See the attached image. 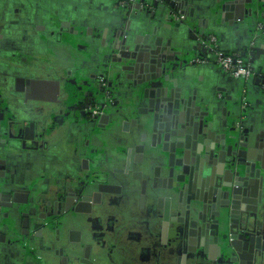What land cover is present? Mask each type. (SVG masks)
<instances>
[{
  "label": "crops",
  "instance_id": "obj_1",
  "mask_svg": "<svg viewBox=\"0 0 264 264\" xmlns=\"http://www.w3.org/2000/svg\"><path fill=\"white\" fill-rule=\"evenodd\" d=\"M152 1L154 10L141 13L136 9H118L116 0H0V31L5 34L0 67L2 106L7 104L15 132L29 123L41 125L43 132H49L44 149L25 148L22 139L6 142L0 133V194L10 198L8 203L5 196L0 198V264L61 262L53 250L47 253L43 243L39 248L40 241L30 238L36 224L44 221L38 218V210L58 202L57 194L65 195L76 188L81 193L85 187L82 196H90V191L107 183V179L109 186L113 181L125 180L119 169L130 165L149 178V187L154 169L164 165V155L152 147L153 114L145 113L149 100L144 96V87L148 83H133V72L110 60L117 35L119 41L126 40V45L140 36L148 44L158 39L162 47L168 48L170 44L171 49L176 47L173 49L176 52L189 51L186 62L170 75L171 79L178 86L190 83L198 105L213 110L219 125L224 116L222 111L235 106L250 139L252 132L256 135L264 132L262 65L254 61L259 75L251 81L233 78L215 64L213 53L207 51L210 43L204 51H192L199 42L192 39L191 31L174 27V21L168 22L164 14L171 8L161 12L157 7L163 1L172 7L174 1L186 15L193 11L194 32L214 38L218 50L240 52L250 60L249 40L255 35L257 24L264 26V0L254 2L257 11H252V15L240 12L235 18L230 12L224 24L205 15L219 0ZM200 57L207 62L189 63ZM38 75L41 80H37ZM140 75L144 78L145 74ZM97 76L112 84L114 103L105 112L108 117L105 127L96 128L80 111L77 115L49 113L45 109H41V116L36 113L39 99L55 98L59 79L67 85L65 92L76 93L74 97L90 92ZM160 82L156 80L153 84L158 86ZM24 91L28 93V102ZM241 99L247 102V110H241ZM83 100L88 101L87 97ZM226 121L231 123V118ZM132 149L141 150V164H131ZM126 176L131 179V173ZM133 181L135 190L126 192L128 197L138 200L143 196V180ZM161 191L158 193H165ZM153 194L156 193H149L154 199ZM175 206L171 210H176ZM160 214L163 212L157 211V216ZM91 215L82 216L79 227L88 229L83 220L87 217L95 220ZM100 218L106 216L101 213ZM172 226L179 227L175 222ZM67 228L79 231L76 225ZM99 246L94 248L100 250Z\"/></svg>",
  "mask_w": 264,
  "mask_h": 264
},
{
  "label": "flooded vegetation",
  "instance_id": "obj_2",
  "mask_svg": "<svg viewBox=\"0 0 264 264\" xmlns=\"http://www.w3.org/2000/svg\"><path fill=\"white\" fill-rule=\"evenodd\" d=\"M116 3L120 10L130 11L136 9L141 13L151 12L155 7L152 0H116ZM157 7L170 9L167 1L158 3ZM171 11L167 10V12ZM258 25L260 24H257L255 28ZM260 26L264 28L263 25ZM3 38H5V34L0 31L1 68L3 64L1 61L4 46ZM213 45H215V41L212 43L211 49ZM118 47L120 48V46ZM120 53L122 57L125 54L120 49L111 55L110 60L117 61L121 59ZM196 60L206 59L200 57ZM196 60H194V64H196ZM246 61L250 64L253 72L256 73L251 61ZM130 71L133 72V78H135L133 83L141 81L143 77L138 69L135 71L131 67ZM252 79H255V77L249 81ZM37 80H41V75L37 76ZM58 81L59 91L55 98L39 99L40 102L35 105L37 114L41 116V109H45L49 113H69V115L73 113L77 115V112L80 111L96 128L106 126L108 117L105 112L114 103L113 91L111 90L112 84L106 78L95 77L90 92L87 94L78 93L74 97L73 95L76 93L71 90L65 92L66 83L61 84L60 79ZM260 87L264 90L263 82H261ZM24 92L25 100L28 102V93ZM85 97L88 99L87 102H83ZM243 102L245 101L241 99L240 105ZM51 104L55 105L52 107L46 106ZM243 105L245 108L241 107V110H247V102ZM6 107L7 104L2 106L0 99V133L6 139V142L22 139L24 140L22 145L25 148H46L48 142L44 139L49 137V132H43L41 125L37 126L34 123H29L22 130L18 129L15 132L13 129L15 123L11 121V112ZM145 113H149V106ZM241 121L243 120L235 124L237 130L243 129ZM39 122L41 123V121ZM157 127L155 119L152 130V147L158 150L157 139L159 134L155 133ZM202 135L203 140L208 143L207 139L211 137L208 130H205ZM40 140L41 145L39 146L38 142L40 143ZM129 157L132 160L131 164L134 162L142 163V152L139 149H132L129 152ZM164 157V165L154 169L151 177L152 185L149 187L147 186L149 183L147 181L148 177H144L141 172L134 171L132 169L133 165H130V167L123 166L121 170L119 169V172L125 175V180L119 178L122 180L113 181L109 186L107 179V183L103 184L101 182L103 185L100 184L101 186L99 185L97 190L90 191L91 194L87 197L82 196L85 187L81 188V193L76 188L65 195L57 194L58 202L56 201L52 205L49 203V207L43 211L38 210V218L40 220L43 218L44 221L36 224L30 238L40 241L38 243L39 248L43 243L42 247L46 248L47 253L52 251L47 248H56L53 251L61 259V262L44 261L43 264H264V248H260L264 246V230L261 231L252 226L238 224L237 221L229 218L226 234L232 248H217L215 229L213 228L215 226L213 220L216 219L208 220L205 216L195 218L186 214L185 211L179 212L169 210V208L167 215L164 214L169 203L167 195L171 186V183L165 182L163 177L165 172L163 169L166 162H168L166 154H164ZM129 173H131V179L126 178ZM240 176H243V174H240ZM232 177L234 182H237L235 189L240 192V195L235 194L236 199L238 201L245 200L246 204H250L248 206H252L257 200L256 195L261 192L259 184L253 183L251 185L249 183L250 181H257L255 173L249 172V176L245 180L237 179L234 175ZM133 180H143L141 182H143L144 187L142 186V189L144 192L138 200L128 197L129 194L126 192L132 191L131 189L135 190ZM219 184L218 182L212 184L209 180L203 181L201 179L199 181L194 179L190 188L192 192L196 191L198 193L200 187L203 190L202 193L205 195V199H208L215 194H219V188L215 187ZM245 184L246 187H244ZM159 191L166 194L158 193ZM153 192L156 193L153 194L154 199L149 195ZM261 195L264 197V191ZM157 211L163 212V214L157 216ZM91 213L95 220L88 217L83 220L88 224V229L79 227L81 225L80 218ZM101 213L106 216L105 219L100 218ZM173 221L178 223L179 227H171ZM75 225L79 228V231H72L67 228V226L75 227ZM47 234H50V236H47ZM89 234H91V238ZM246 240H249L251 247L246 245ZM95 245H100V248H98L100 250L94 248ZM255 246L258 248H254Z\"/></svg>",
  "mask_w": 264,
  "mask_h": 264
},
{
  "label": "water",
  "instance_id": "obj_3",
  "mask_svg": "<svg viewBox=\"0 0 264 264\" xmlns=\"http://www.w3.org/2000/svg\"><path fill=\"white\" fill-rule=\"evenodd\" d=\"M255 1L258 0H219L205 15L211 20H218L224 24L227 17H230V12L235 14V18L240 12L252 15ZM176 5L173 1L172 7H169L172 11L164 14L165 18L168 22L174 21V27L191 31L192 39L199 42L192 51H204L206 44L212 45L211 37L204 35L203 32L199 34L194 32L191 28L196 22L193 11L186 15L177 9L178 5ZM249 5H251L250 8ZM158 9L162 12L165 8L158 7ZM256 11L255 8L254 12ZM179 15H183L184 19L178 20ZM125 43L126 40L119 41V35H117L112 50L115 53L120 49L125 52L123 57L120 53L121 59L117 60L125 70H131L132 67L135 71L138 69L140 74H145L141 81H137V84L148 83L144 87V96L149 100V113L153 114L154 120L157 121L158 127L155 132L159 134L157 148L161 155L166 154L168 158L163 177L165 182L171 183V186L168 189L170 190L167 195L169 203L164 214L167 215L168 208L171 210L176 205L175 211H185L192 217L205 216L208 220L216 219L213 220L215 224L213 228L217 248H232L226 234L229 218L237 221L238 224L264 230V197L261 195L264 191V132L257 135L252 132L250 139L244 127L242 130H237L235 124L242 120V116L239 113L236 115L235 106L228 111H222L224 116L219 125L213 110L209 111L204 106L198 105L190 83L184 82L183 85L178 86L176 80L171 79L170 75L186 62L189 51L176 52L173 50L176 47L171 49L170 44L168 48L162 47L158 39L155 43L148 44L146 38L143 39L140 36H137L132 43L129 42L127 45ZM117 44L120 48L116 46ZM249 46V57H251L253 68L261 64L264 70V32L251 36ZM207 51L211 53L214 47ZM254 61H258V65ZM189 63L194 64L191 60ZM262 79L264 84V78ZM156 80H161L158 86L153 84ZM227 118H231V123H227ZM241 123L243 124L242 121ZM205 130H208L211 135L207 139L208 143L203 140L202 134ZM249 172H254L257 179L256 182L249 183L259 184L261 190L256 195L257 200L252 206H248L250 204H246L245 200L236 199L235 194L240 195V192L235 189L237 182L235 183L232 177L234 175L237 179L245 180ZM194 179L209 180L212 184L218 182L219 186L215 185V187L221 192L219 191V194L213 195L212 198L205 199L200 187L198 193L192 192L190 187ZM246 186L245 184L244 187ZM1 196L0 194V198ZM5 197L8 203L10 198ZM245 242L248 247H251L249 240Z\"/></svg>",
  "mask_w": 264,
  "mask_h": 264
},
{
  "label": "built area",
  "instance_id": "obj_4",
  "mask_svg": "<svg viewBox=\"0 0 264 264\" xmlns=\"http://www.w3.org/2000/svg\"><path fill=\"white\" fill-rule=\"evenodd\" d=\"M178 20L184 19L183 15H179ZM264 32V28L260 25H258L255 29V35H258L259 33ZM215 40L214 38H211V42L213 43ZM214 55V62L215 64L220 67L223 71L230 74L235 79L243 80L244 82L249 81L251 78L255 77V73L253 72L250 64L243 60L242 57H240L239 54H224L223 52L216 50L214 48L213 51ZM206 60H196V64H205ZM242 101H245L242 99ZM246 102V101H245ZM242 103L241 107L245 108Z\"/></svg>",
  "mask_w": 264,
  "mask_h": 264
},
{
  "label": "trees",
  "instance_id": "obj_5",
  "mask_svg": "<svg viewBox=\"0 0 264 264\" xmlns=\"http://www.w3.org/2000/svg\"><path fill=\"white\" fill-rule=\"evenodd\" d=\"M213 47L216 49V50H218V47H216V45H213ZM220 51V50H219ZM222 52V51H221ZM224 54H234V53H236V54H239L240 55V57H242L243 58V60H247L246 59V57H245V55H243L242 53H240V52H234V53H226V52H223ZM247 62V61H246ZM255 73V72H254ZM258 73H257V71H256V73H255V78H257L258 77Z\"/></svg>",
  "mask_w": 264,
  "mask_h": 264
}]
</instances>
